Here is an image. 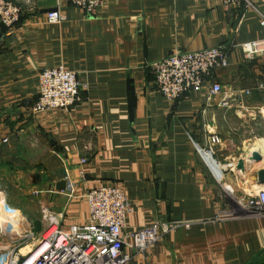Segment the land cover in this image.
Wrapping results in <instances>:
<instances>
[{
  "label": "crops",
  "instance_id": "obj_1",
  "mask_svg": "<svg viewBox=\"0 0 264 264\" xmlns=\"http://www.w3.org/2000/svg\"><path fill=\"white\" fill-rule=\"evenodd\" d=\"M12 1L22 17L13 28L0 21V198L19 210V228L42 230L47 211L65 226L84 223L87 192L111 183L132 201L125 236L156 222H192L131 264H264V215H248L231 199L264 186V54L246 61L241 47L264 37L257 12L227 10L220 0H105L91 16L70 0ZM254 1L264 13V0ZM53 9L59 23L45 18ZM219 45L229 48L230 65L216 79L250 91L242 108L211 104L203 88L174 102L157 91L152 62ZM59 64L86 83L79 102L32 112L40 72ZM212 135L221 139V180L199 151Z\"/></svg>",
  "mask_w": 264,
  "mask_h": 264
},
{
  "label": "built area",
  "instance_id": "obj_2",
  "mask_svg": "<svg viewBox=\"0 0 264 264\" xmlns=\"http://www.w3.org/2000/svg\"><path fill=\"white\" fill-rule=\"evenodd\" d=\"M70 2L91 16H98L105 5V0ZM220 3L227 10L240 7L245 11H256L264 28V13L254 0H220ZM21 17L20 5L12 0H0V21L4 26H17ZM45 18L49 23H59L62 17L59 9H53L46 13ZM241 47L245 60L255 61L264 54V37L243 43ZM229 52L226 45H219L195 51H176L152 62L150 66L157 91L174 102L193 90L203 88L211 104L227 108L237 105L242 108L245 95L250 91L226 89L216 79V72L230 65ZM85 87L86 83H82L77 73L66 65L47 67L39 74L38 96L32 105V112L70 109L79 102L80 92ZM220 142L218 135H212L208 147L199 148L218 180L222 179V172L216 166L219 163L215 158V146ZM87 162V158L81 159L82 164ZM245 199V206L239 200H235L234 205L248 215H264V186L249 192ZM86 202L88 219L84 223L65 226L60 214L47 211L43 214L45 225L38 232L33 228L18 231L1 229L0 264H131L135 255L143 253L167 231L179 225L192 224L190 220L156 222L125 236L123 229L133 211V205L120 186L111 183L94 186L87 192ZM16 224L19 227L22 225ZM10 226L14 228V225Z\"/></svg>",
  "mask_w": 264,
  "mask_h": 264
},
{
  "label": "rangeland",
  "instance_id": "obj_3",
  "mask_svg": "<svg viewBox=\"0 0 264 264\" xmlns=\"http://www.w3.org/2000/svg\"><path fill=\"white\" fill-rule=\"evenodd\" d=\"M238 108H240V107H237V109ZM248 110H252L251 108H249ZM257 111H260L259 109H257ZM260 116H262V115H259L258 113L256 114V116H255V122L258 124L259 123V121H260ZM247 197V196H246ZM231 199H233L234 201L235 200H239V201H241L240 203L243 205V206H245V204L244 203H246V201H247V199H245V200H243L242 198H240L239 196H237V197H235L234 195H232L231 196ZM0 203H1V210H0V212H3V215H4V217L7 215V212H8V210H7V208H5L6 206H5V204L7 205V203H5V201H4V198H0ZM243 206H241V207H243ZM240 207V206H239ZM3 208V209H2ZM6 210H7V212H6ZM9 213H12V215L13 216H15V217H12V218H10V214H9V216H6V218H4V217H2V216H0L1 218H0V229H5V228H7L8 230H11V231H18V230H20V228H19V226H18V224H16V223H19V215H17L19 212H17V214H16V212H14V211H9ZM20 214V213H19ZM1 215V214H0ZM17 217V218H16ZM12 220V221H11ZM13 223H15L14 224V228H13V226H10V225H13ZM12 228V229H11ZM36 232H38V231H36ZM7 240H8V238L7 237H5Z\"/></svg>",
  "mask_w": 264,
  "mask_h": 264
},
{
  "label": "water",
  "instance_id": "obj_4",
  "mask_svg": "<svg viewBox=\"0 0 264 264\" xmlns=\"http://www.w3.org/2000/svg\"><path fill=\"white\" fill-rule=\"evenodd\" d=\"M252 158L255 159V160H261V159H262V155H261V153H259V152H253V153H252ZM238 169L244 171V161H243V159H241V160L239 161ZM59 175L66 176V175H67L66 170L63 169V170L61 171V173H59ZM258 182H259V184H264V170H262V171L259 173ZM66 187H67V181H66V180H60V181L57 183V188H58V189H65Z\"/></svg>",
  "mask_w": 264,
  "mask_h": 264
},
{
  "label": "bare ground",
  "instance_id": "obj_5",
  "mask_svg": "<svg viewBox=\"0 0 264 264\" xmlns=\"http://www.w3.org/2000/svg\"><path fill=\"white\" fill-rule=\"evenodd\" d=\"M260 151V150H259ZM206 157L207 158H210V155L209 154H206ZM252 158V157H251ZM252 160H254V159H252ZM256 161V160H255ZM3 209V208H2ZM0 210H1V208H0ZM7 210H8V212H7ZM7 210H6V212H7V215L6 216H9V214H10V218H12V217H15V216H13L12 215V213H9V211H13L11 208H9V207H7ZM4 212V211H3ZM3 212H0V216H2V217H4V215H3ZM14 212H16V214H17V212H19V211H17V210H15ZM17 215H19V213L17 214ZM6 216L4 217V218H6ZM19 217V216H18ZM1 218V217H0ZM17 218V217H16ZM12 221V220H11ZM15 223H13V225H14Z\"/></svg>",
  "mask_w": 264,
  "mask_h": 264
}]
</instances>
